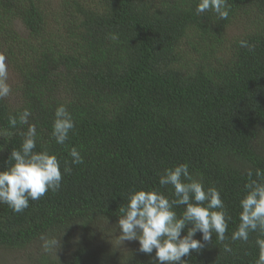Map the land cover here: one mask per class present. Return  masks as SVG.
<instances>
[{
	"label": "trees",
	"instance_id": "16d2710c",
	"mask_svg": "<svg viewBox=\"0 0 264 264\" xmlns=\"http://www.w3.org/2000/svg\"><path fill=\"white\" fill-rule=\"evenodd\" d=\"M198 3L0 0V52L15 80L0 100V171L28 127L11 128L8 117L24 108L37 125V151L63 163L76 147L84 159L59 191L22 213L0 204V264L11 252L26 264H153L155 250L142 253L138 241L120 238L119 208L135 190L159 189L164 170L185 162L220 190L231 236L247 170L264 169V0H228L227 20L197 14ZM60 104L76 121L64 145L51 136ZM42 235L60 246L44 251ZM256 235L225 241L233 249L225 253L213 234L184 259L254 264Z\"/></svg>",
	"mask_w": 264,
	"mask_h": 264
},
{
	"label": "clouds",
	"instance_id": "9594fccd",
	"mask_svg": "<svg viewBox=\"0 0 264 264\" xmlns=\"http://www.w3.org/2000/svg\"><path fill=\"white\" fill-rule=\"evenodd\" d=\"M212 11L220 19L227 20L231 8L228 0H199L196 13ZM112 39H117L115 34ZM241 47H249L245 40ZM9 64L0 52V100L9 97ZM32 112L24 108L22 112L8 117L11 128L27 125L22 133L19 149L13 148L7 161L6 170L0 171V204H7L14 213H22L30 201L41 199L49 191L60 190L64 174L72 172V165L84 163L81 152L72 147L70 160L61 159L48 150L37 151V125L29 123ZM76 128L73 114L64 104L56 107L52 122L51 136L58 145H64ZM14 162V163H12ZM246 193L239 201V224L227 236L233 217L228 211L220 190L212 185L205 186L202 178H195L189 171L188 163L167 168L159 176V189L135 190L127 203L119 208L118 226L123 241H138L139 251L152 254L153 264H189L185 257L200 252L205 243H212L213 234L223 244L225 253H232L231 244L242 241L248 243L250 235L256 233L255 246L258 257L254 264H264V169L247 170ZM171 186L173 191L166 194L160 189ZM183 207L181 213L176 209ZM186 233V234H185ZM197 233L202 239H196ZM44 251L60 246V240L41 236Z\"/></svg>",
	"mask_w": 264,
	"mask_h": 264
},
{
	"label": "rangeland",
	"instance_id": "374dc122",
	"mask_svg": "<svg viewBox=\"0 0 264 264\" xmlns=\"http://www.w3.org/2000/svg\"><path fill=\"white\" fill-rule=\"evenodd\" d=\"M235 30V28H232L231 29V31H234ZM9 84L12 86V88H13V86H14V84H15V80H14V78L13 77H11V80L9 81ZM126 242V246H132L133 245V242H134V240L133 241H128V240H126L125 241ZM7 255H5V254H2V257H7L8 258V263L9 264H26L27 262H28V260H27V257H23L22 255H21V259L22 258H24V259H19V253H16V252H11V253H6Z\"/></svg>",
	"mask_w": 264,
	"mask_h": 264
}]
</instances>
